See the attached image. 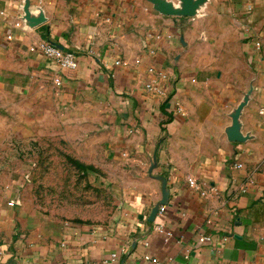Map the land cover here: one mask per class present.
<instances>
[{"label": "crops", "instance_id": "crops-1", "mask_svg": "<svg viewBox=\"0 0 264 264\" xmlns=\"http://www.w3.org/2000/svg\"><path fill=\"white\" fill-rule=\"evenodd\" d=\"M24 1L0 0V70L107 107L116 161L134 178L115 222L68 225L50 243L13 241L0 206L4 264H264V0H202L192 16L152 0ZM44 39L73 51L77 67L29 53ZM164 179L166 211L149 221Z\"/></svg>", "mask_w": 264, "mask_h": 264}, {"label": "rangeland", "instance_id": "rangeland-1", "mask_svg": "<svg viewBox=\"0 0 264 264\" xmlns=\"http://www.w3.org/2000/svg\"><path fill=\"white\" fill-rule=\"evenodd\" d=\"M110 110L0 70V206L11 239L50 243L72 224L117 220L134 178L112 149Z\"/></svg>", "mask_w": 264, "mask_h": 264}, {"label": "built area", "instance_id": "built-area-1", "mask_svg": "<svg viewBox=\"0 0 264 264\" xmlns=\"http://www.w3.org/2000/svg\"><path fill=\"white\" fill-rule=\"evenodd\" d=\"M21 2L23 3V4H21L23 6L25 4V1L21 0ZM13 26L17 27V28L23 27L21 17L17 18L16 21H14ZM7 38L11 39L12 35L7 34ZM254 49L256 52L261 49L260 41L256 40L254 42ZM28 51H29V53H37L39 55H42L45 58L50 59L51 61L55 62L56 64H58L62 68L75 69L77 67L76 55L73 51L64 49L58 43H55V42L50 41L48 39H44V40H40L36 43H32L28 47ZM161 75L164 76V74H162V73H161ZM53 82L55 83V85L61 84L60 79L57 77H55L53 79ZM147 87L150 89H153L154 92L161 94V91L159 90V88L153 87L151 84H147ZM176 109H177V111H181V108H180L178 103H176ZM234 167H240V165L236 162V163H234ZM188 184L190 187L196 188L195 181L192 178H188ZM245 190H246V187L241 188V191H245ZM165 211H166L165 204L159 205L158 209H157L156 216L164 214ZM157 231L159 232L163 241H165V242L169 241L170 238L172 237L171 231L167 230L163 226L162 223H159L157 225ZM209 240H210V237H208V236H200L198 238L199 242H206ZM115 256H116L115 254H112L111 260H114ZM4 257H5V252L0 250V264H4V259H5ZM187 257H188V254L186 253L185 258H187ZM145 258H149V257L145 256ZM92 264H108V261L105 260L101 263H92Z\"/></svg>", "mask_w": 264, "mask_h": 264}, {"label": "water", "instance_id": "water-1", "mask_svg": "<svg viewBox=\"0 0 264 264\" xmlns=\"http://www.w3.org/2000/svg\"><path fill=\"white\" fill-rule=\"evenodd\" d=\"M151 2L154 4L156 9L161 13L178 14L181 16H192L195 14L196 8L202 2V0H181L183 5L179 10L173 9L169 4H167L166 2L161 1V0H152ZM27 4H28V2H25L24 7H26ZM240 109H241V106L236 110L235 115L233 117L232 139H234V140H240L241 139V136L238 134V128H239L238 117L240 114ZM153 167H154V164H152V168ZM163 181H164V183H163V197L159 203L160 205L166 204V191H165V184L166 183H165V179ZM158 206L159 205L152 207L150 214H149V217H148L149 221H152L154 219V217L156 216Z\"/></svg>", "mask_w": 264, "mask_h": 264}]
</instances>
